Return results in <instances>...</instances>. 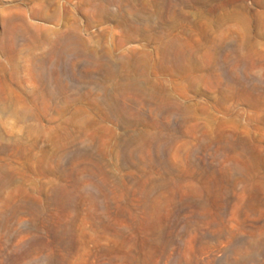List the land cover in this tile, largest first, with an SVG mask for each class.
Listing matches in <instances>:
<instances>
[{"label":"rangeland","instance_id":"374dc122","mask_svg":"<svg viewBox=\"0 0 264 264\" xmlns=\"http://www.w3.org/2000/svg\"><path fill=\"white\" fill-rule=\"evenodd\" d=\"M0 264H264V0H0Z\"/></svg>","mask_w":264,"mask_h":264},{"label":"bare ground","instance_id":"6f19581e","mask_svg":"<svg viewBox=\"0 0 264 264\" xmlns=\"http://www.w3.org/2000/svg\"><path fill=\"white\" fill-rule=\"evenodd\" d=\"M73 46L71 44H66L63 46L62 50L60 52L63 55H66L68 53L75 52V49L72 48ZM41 83L45 86V94L47 97V101L51 102L52 100H55L56 97L63 92V88L58 86V82L56 80L55 88L50 83V80L46 77H40ZM58 86V87H57Z\"/></svg>","mask_w":264,"mask_h":264}]
</instances>
